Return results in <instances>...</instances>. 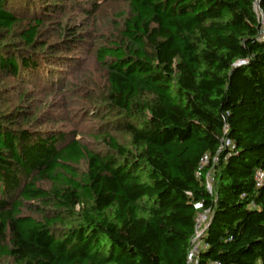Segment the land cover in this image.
I'll return each mask as SVG.
<instances>
[{"label":"trees","instance_id":"obj_1","mask_svg":"<svg viewBox=\"0 0 264 264\" xmlns=\"http://www.w3.org/2000/svg\"><path fill=\"white\" fill-rule=\"evenodd\" d=\"M122 1L120 38L97 56L107 69L100 108L135 152L109 132L100 153L26 126L19 108L1 114L0 261L190 264L208 211L195 264H264V39L254 11L264 0ZM69 4L0 0V77L54 78L50 64H63L54 53L82 43L68 26L62 42L45 40L47 21Z\"/></svg>","mask_w":264,"mask_h":264},{"label":"rangeland","instance_id":"obj_2","mask_svg":"<svg viewBox=\"0 0 264 264\" xmlns=\"http://www.w3.org/2000/svg\"><path fill=\"white\" fill-rule=\"evenodd\" d=\"M69 1L67 7L70 8L47 21L45 40L48 44L62 42L65 37L61 31L68 26L81 36L79 40L82 43L78 42L72 50L60 49L54 53L63 64H50L55 74L54 78L45 79L47 82L40 77L27 82L0 77V115L19 108L26 112L25 118H29L26 126L62 132L69 138L76 137L88 149L100 153H109L106 143L102 141V136L109 132L123 146L135 152L130 137L112 127L115 115L107 113L104 107L100 108L107 69L97 61L99 48L110 40L120 38L128 6L122 0H95L98 2L95 8L94 0ZM45 69L41 72H46ZM215 162L217 166V160ZM207 179L212 191L216 182L214 168L208 173ZM209 219L208 214L192 240L190 264H195L192 255L203 246L201 237ZM0 264L11 263L5 260L0 261Z\"/></svg>","mask_w":264,"mask_h":264},{"label":"built area","instance_id":"obj_3","mask_svg":"<svg viewBox=\"0 0 264 264\" xmlns=\"http://www.w3.org/2000/svg\"><path fill=\"white\" fill-rule=\"evenodd\" d=\"M254 11L256 12L257 14V17H258V20H259V24H260V29H261V34L260 36L264 39V10H262L258 4V2L256 1L255 2V6H254ZM225 146L227 147H232L231 143L229 141H225L224 143ZM216 161V159L214 160V162ZM207 159L205 158L202 163V168L198 171V176H201V173H202V170L205 166L208 165L207 163ZM256 180H257V186L258 187H261L262 185H264V173L262 171H258L257 174H256ZM206 179H207V176H206ZM209 184H208V179H207V188L208 190L210 191L209 189ZM211 192V191H210ZM202 204L198 203L195 205V209L200 211L202 210ZM209 214L208 211H205L203 214H201L199 217H198V220H197V225H196V235L198 234V228L203 224V222L205 221V219L207 218V215ZM198 252V249L193 253V257H195V254H197ZM191 257V254H189V259Z\"/></svg>","mask_w":264,"mask_h":264}]
</instances>
